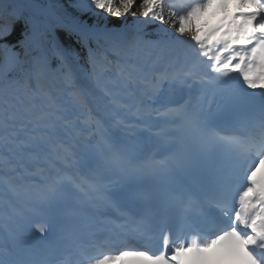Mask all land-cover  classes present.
Masks as SVG:
<instances>
[{"label":"snow or ice","instance_id":"obj_1","mask_svg":"<svg viewBox=\"0 0 264 264\" xmlns=\"http://www.w3.org/2000/svg\"><path fill=\"white\" fill-rule=\"evenodd\" d=\"M72 6L0 0V264H264V0Z\"/></svg>","mask_w":264,"mask_h":264},{"label":"trees","instance_id":"obj_2","mask_svg":"<svg viewBox=\"0 0 264 264\" xmlns=\"http://www.w3.org/2000/svg\"><path fill=\"white\" fill-rule=\"evenodd\" d=\"M75 2L76 0H57V3L61 6L62 11L66 12L69 15H72L75 12V9L72 6ZM111 23L115 25L119 24L120 22L113 20ZM21 28L22 26L20 24H17L15 26L12 36L8 38L9 43H14L20 37ZM59 36L63 43H65L66 45H72L73 47H77L78 49V45H76L66 33H60Z\"/></svg>","mask_w":264,"mask_h":264},{"label":"rangeland","instance_id":"obj_3","mask_svg":"<svg viewBox=\"0 0 264 264\" xmlns=\"http://www.w3.org/2000/svg\"><path fill=\"white\" fill-rule=\"evenodd\" d=\"M214 11H216V10H214ZM206 18L211 19V20H213V21H214V19H215V17H212L211 14H209V16L206 17Z\"/></svg>","mask_w":264,"mask_h":264},{"label":"bare ground","instance_id":"obj_4","mask_svg":"<svg viewBox=\"0 0 264 264\" xmlns=\"http://www.w3.org/2000/svg\"><path fill=\"white\" fill-rule=\"evenodd\" d=\"M69 143H71V141H69Z\"/></svg>","mask_w":264,"mask_h":264}]
</instances>
